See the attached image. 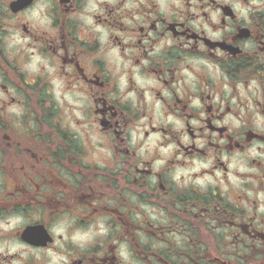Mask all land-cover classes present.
Instances as JSON below:
<instances>
[{
    "label": "flooded vegetation",
    "instance_id": "flooded-vegetation-1",
    "mask_svg": "<svg viewBox=\"0 0 264 264\" xmlns=\"http://www.w3.org/2000/svg\"><path fill=\"white\" fill-rule=\"evenodd\" d=\"M0 264H264V0H0Z\"/></svg>",
    "mask_w": 264,
    "mask_h": 264
}]
</instances>
